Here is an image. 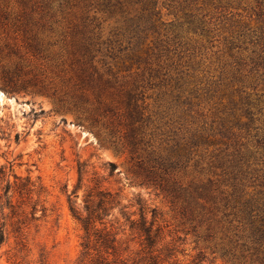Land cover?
Here are the masks:
<instances>
[{
  "label": "trees",
  "instance_id": "trees-1",
  "mask_svg": "<svg viewBox=\"0 0 264 264\" xmlns=\"http://www.w3.org/2000/svg\"><path fill=\"white\" fill-rule=\"evenodd\" d=\"M18 1L25 8L13 16V25L26 52L41 57L47 48L27 20L38 12L47 28L71 0ZM93 1L109 13H121L124 23L109 37L88 18L74 24L70 33L77 66L59 100L101 145L127 152L129 170L140 184L159 190L193 230L205 226L206 239L218 240L227 261L264 264V0H254L251 6L259 18L255 23L235 11L243 0ZM162 5L172 8L176 18L165 20ZM8 7L0 0V23L10 19ZM217 42L216 76L203 67V59ZM3 46L22 57L18 47L0 42V50ZM128 60L129 67L138 65L137 70L121 79L112 61ZM8 87L15 89L10 82ZM151 89L159 90L154 103ZM206 150L208 167L187 178ZM108 163L112 174L116 165ZM13 165L0 167V209L15 213L19 198L29 195L34 184L18 175ZM83 165L79 162L71 195L77 196L82 187ZM7 171L15 180L7 178ZM71 195V210L84 230L82 254L91 264H113L115 236L104 218L120 204L119 192L102 188L96 178L85 194L86 213L72 205ZM137 203L140 218L128 215V220L143 237L148 264H158L153 246L161 234V226H155L159 212L142 199ZM6 225L4 216L0 244ZM173 248H165L167 256ZM197 258L196 264L203 259Z\"/></svg>",
  "mask_w": 264,
  "mask_h": 264
},
{
  "label": "rangeland",
  "instance_id": "rangeland-1",
  "mask_svg": "<svg viewBox=\"0 0 264 264\" xmlns=\"http://www.w3.org/2000/svg\"><path fill=\"white\" fill-rule=\"evenodd\" d=\"M3 1L9 4L12 15L0 23V42L18 47L23 55L19 57L6 46L0 50V167L7 169L14 163V171L22 178H30L34 185L29 195L19 198L22 200L15 213L7 207L0 209V220L5 216L7 222L6 238L0 244V264H91L90 257L82 254L84 230L69 200L78 182L79 162L84 163L85 173L77 196L71 195L76 209L86 213L85 194L95 186L96 178L100 179L102 188L119 192L120 204H115L104 218L115 236L114 254L110 255L113 264H148L143 237L128 220V215L140 218L138 199L159 212L155 226H161V234L153 246L161 260L158 264H196L198 256L203 259L197 264H232L222 256L217 239H206L205 226L193 230L159 190L140 184L129 170L127 152L101 145L95 133L79 124L76 113L59 100L67 87L65 80L75 75L77 66L76 47L70 33L74 24L83 17L88 18L104 37H109L116 27L123 25L121 13H109L93 0H71L64 13L50 20L45 28L40 14L35 12L27 21L39 32L47 48L44 55L37 57L26 52L21 35L13 25V16L19 15L25 6L18 0ZM253 3L254 0H243L235 11L244 20L255 23L259 18L251 10ZM161 7L165 20L176 18L172 8ZM216 44L204 56L203 67L217 76L220 63L214 54L218 49ZM19 63L21 69L17 73ZM112 63L121 79L131 76L138 66L129 67V60L125 64ZM9 82L14 90L5 89ZM149 92L154 95L151 98L154 103L159 90ZM200 159L199 167L192 165L187 178L200 175V167H208L210 150ZM110 161L116 165L112 174ZM7 172V178L15 180L13 172ZM201 176L206 177V173ZM97 225L102 226L99 222ZM166 247H174L169 256Z\"/></svg>",
  "mask_w": 264,
  "mask_h": 264
}]
</instances>
